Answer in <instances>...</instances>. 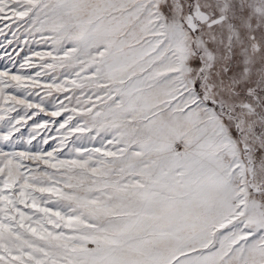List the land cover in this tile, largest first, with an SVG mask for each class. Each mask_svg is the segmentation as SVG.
I'll return each mask as SVG.
<instances>
[{
    "label": "snow or ice",
    "instance_id": "obj_1",
    "mask_svg": "<svg viewBox=\"0 0 264 264\" xmlns=\"http://www.w3.org/2000/svg\"><path fill=\"white\" fill-rule=\"evenodd\" d=\"M0 264H264V0H0Z\"/></svg>",
    "mask_w": 264,
    "mask_h": 264
}]
</instances>
